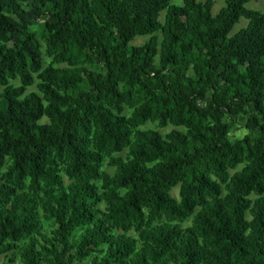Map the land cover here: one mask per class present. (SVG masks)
<instances>
[{"label": "trees", "instance_id": "1", "mask_svg": "<svg viewBox=\"0 0 264 264\" xmlns=\"http://www.w3.org/2000/svg\"><path fill=\"white\" fill-rule=\"evenodd\" d=\"M251 1L0 0L4 264H264Z\"/></svg>", "mask_w": 264, "mask_h": 264}, {"label": "rangeland", "instance_id": "2", "mask_svg": "<svg viewBox=\"0 0 264 264\" xmlns=\"http://www.w3.org/2000/svg\"><path fill=\"white\" fill-rule=\"evenodd\" d=\"M183 0H172L173 3H178V4H181ZM226 2L227 0H215V6H214V9H213V13L216 15L220 12V10L222 8H224L226 6ZM247 7L249 9H253V10H258V11H261L264 13V0H253L251 1L250 4L247 5ZM162 19H164V15L162 17ZM247 25V21L246 20H242L241 23L235 28V32H238L241 28L245 27ZM37 32L38 34H40V32L37 30L35 31ZM149 38L146 37V38H138L137 40L134 41V45H141V44H144L146 41H148ZM45 59L47 60V55H44ZM47 65V63H46ZM18 84V83H16ZM35 90V88L31 89V91ZM129 114V113H127ZM147 128H154V129H157L156 126L154 125H150L148 126ZM172 128H167V129H163V130H160L162 133L166 134L168 131H171ZM104 170H106L107 172H110L111 174H113V170L108 168L107 166H105ZM68 182V180H66V183ZM173 195L175 197H178L179 196V189H175L174 192H173ZM44 228L47 232L51 231V230H54V226L50 225V224H46L44 225ZM5 262H7V258L5 256H0V264H4ZM14 264H20L19 261H17L16 263Z\"/></svg>", "mask_w": 264, "mask_h": 264}]
</instances>
